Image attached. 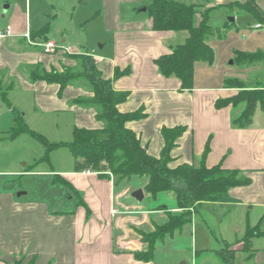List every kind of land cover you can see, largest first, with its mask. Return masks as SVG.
Here are the masks:
<instances>
[{
    "label": "crops",
    "instance_id": "1",
    "mask_svg": "<svg viewBox=\"0 0 264 264\" xmlns=\"http://www.w3.org/2000/svg\"><path fill=\"white\" fill-rule=\"evenodd\" d=\"M143 1L67 0L66 4L73 7L69 19L73 26H52L56 20L53 0H0V28L10 30L9 35L0 38V87L4 86L1 91L5 92H0V105L6 103L12 113L23 106V97L30 98L35 113L50 115V127L60 118L67 122L72 139L76 127L101 129L104 124L96 118L95 109L73 103L79 96L90 95L89 91L68 85L60 94L58 83L31 80L26 70L28 65L41 64L48 71H62L77 65L72 54L86 53L116 90L129 92L118 105L119 111H144L143 118L128 121L127 127L137 134L150 155L161 156L166 142L163 128L183 126L185 131L170 152L171 168L181 164L199 166L209 144L206 166L221 164L227 169H240L250 183L232 187L227 201L204 202L190 223L158 240L152 259L144 261L135 256L137 251L148 249L142 234L166 224L170 213L181 212L172 192L152 196L145 189L148 178L121 179L111 173L103 177L78 168L73 155H67V164L53 166L51 172L25 168L26 174L55 173L72 188L76 200L62 209V202L53 207V201L31 199L26 192L19 195L8 177L22 172L0 167V264H158L155 254L159 253L178 254L174 264L182 260L188 264H217L216 251L224 243L236 250L237 264H264V106L257 105L249 126L237 128L233 120L245 105H215L219 98L238 92L237 88L224 86L226 77L249 80L261 71L259 66H238L231 61L236 51H264V20H256L241 6L247 0L194 3L199 5L195 24L206 8L211 12L226 8L227 16L232 10L238 12L234 21L224 15L219 26H214L221 32L220 37L209 40L215 50L214 62H197L193 89L180 91V79L163 75L156 59L184 43L189 32L152 29L149 13L142 9L150 3L136 6ZM253 1L264 13V0ZM94 6L95 11H90ZM97 20L100 26H85ZM63 30L66 34L60 41L56 36ZM27 31L35 42L52 40L70 46L71 51L47 53L40 44L29 41ZM41 32L46 36L38 35ZM70 33L77 37L70 38ZM117 69L124 73L116 76ZM0 111L1 130L11 126L15 118H4L1 106ZM22 121L33 130L30 122ZM138 189L143 190L142 200L133 196ZM248 225H258L263 233L253 237L249 251H243L241 240Z\"/></svg>",
    "mask_w": 264,
    "mask_h": 264
},
{
    "label": "trees",
    "instance_id": "2",
    "mask_svg": "<svg viewBox=\"0 0 264 264\" xmlns=\"http://www.w3.org/2000/svg\"><path fill=\"white\" fill-rule=\"evenodd\" d=\"M253 3V0H247L241 6L259 20H264V13ZM198 6L179 0H152L146 6L152 29L189 32L184 43L175 45L170 53L156 59V64L163 75H174L180 79V91L193 89L197 62L208 64L214 62L215 50L209 40L221 36L220 29L210 24L211 8H206L201 14L199 23L195 24ZM44 34L41 32L38 35L46 36ZM72 56L77 65L64 67L62 71L56 69L48 71L41 64L28 65L26 70L31 80L58 83L60 94L68 85L80 86L89 91L90 95L79 96L73 100V103L95 109L96 118L104 124L103 127L101 129L76 127L70 142L52 143L42 134L24 125L22 118L14 110V118L18 126L12 130V134L29 132L45 145L44 158H47L51 150L66 145L80 169H90L103 177L111 173L121 179L133 176L148 178L145 189L152 196L160 192H172L181 212L170 213L166 224L156 227L153 232L143 233L142 240L148 244V249L135 253L137 259L149 261L154 255L155 243L182 230L192 221L193 214L204 202L227 201L232 187L246 185L251 179L240 169H227L221 164L206 166L204 159L209 152V144L206 145L199 166L181 164L171 168L170 163L173 158L170 152L177 139L184 133L183 126L163 128L162 134L166 142L161 156L156 158L150 155L137 134L127 127L128 121L143 118L144 111L139 109L135 112H120L118 105L128 98L129 92L116 90L112 80L103 77L92 56L86 53L72 54ZM233 62L238 66L261 68L257 77L247 81L237 77H226L224 86L238 88L239 91L230 97L219 98L215 103L218 108L244 104V109L233 120V125L237 128H245L252 123L257 105L264 106V51H236ZM123 73L117 69L115 75L120 76ZM3 88L4 86L0 87L2 94L5 93L4 90L1 91ZM102 166L105 168L102 169ZM261 233L263 232L258 225H248L242 250L249 251L253 237ZM216 254L220 264H237L236 250L228 243H224ZM14 264H20V262L16 261Z\"/></svg>",
    "mask_w": 264,
    "mask_h": 264
},
{
    "label": "rangeland",
    "instance_id": "3",
    "mask_svg": "<svg viewBox=\"0 0 264 264\" xmlns=\"http://www.w3.org/2000/svg\"><path fill=\"white\" fill-rule=\"evenodd\" d=\"M67 0H53L54 6L52 7V12L55 15V23H52L56 26H73L70 25L69 19L70 15L73 11V7L71 5L66 4ZM188 4H199L200 2H203L204 0H179ZM152 0H144L141 2V4H136V6L139 5H146L148 3H151ZM76 4V3H75ZM82 7H79L80 9ZM90 11H95L97 6H94L93 8L90 7ZM224 11L219 12H211L210 14V24L211 26H219V21L224 18V13L228 11L226 8L223 9ZM238 10H232L229 15H225L226 18L229 20L230 17L235 18ZM246 11H243V14H245ZM245 15H239V18H245L242 17ZM249 16V15H247ZM223 17V18H222ZM78 19V18H77ZM100 20V19H99ZM97 20L95 23H91L90 25L85 24V26H100V21ZM256 20H259L256 18ZM234 25V24H233ZM66 34V32H60L57 34L56 38L58 40H62L63 35ZM70 38L77 37L76 35H73V33L69 34ZM260 73V72H258ZM258 73H254L251 75L249 79H253L254 77H257ZM253 77V78H252ZM242 79V78H240ZM244 81H247L246 79H242ZM238 89V88H237ZM239 91V89H238ZM23 106L18 107V110H16V113L19 117L23 118L26 123L30 122V127L37 131L38 133H42L46 135V137L50 141H70L72 139V129L70 128L69 124L65 121L62 122L61 118L60 120L54 121L53 127H50L48 124V117L50 116L48 113H42V112H34L32 109V102L30 98L23 97ZM2 108V112L4 113V118H11L13 120V117L15 114L11 111H9L8 105L5 103L3 105H0ZM54 116V115H53ZM56 116L53 117L55 119ZM23 122V121H22ZM57 122L58 124H55ZM57 125V126H56ZM18 123L13 121V124L11 126H3V128L0 130V167H6L12 170L21 171V174H16L9 176L8 179L10 180L9 183L13 185V189H18V192H26V196L28 198H42L47 199L48 201H53V207H55L58 203L62 202L61 208L67 209L71 207L76 198L73 193L72 188H69L66 183H64L60 177H58L55 173L48 174V173H42L40 175L38 174H26L23 170L25 168L28 169H34V170H44L47 172L52 171V167L56 166L59 167V165H65L67 164L66 157L72 158V153L69 149V147L63 146L59 147L58 149H55L54 151H50L48 153L47 158H44L46 155V147L43 143L35 139L29 132H23L20 135L15 136L16 138H12V130L14 127H17ZM241 242L244 244V240H241ZM190 255V254H187ZM179 255L174 254H164L159 253L155 254V259L158 262V264H174ZM217 264H220L217 261Z\"/></svg>",
    "mask_w": 264,
    "mask_h": 264
},
{
    "label": "built area",
    "instance_id": "4",
    "mask_svg": "<svg viewBox=\"0 0 264 264\" xmlns=\"http://www.w3.org/2000/svg\"><path fill=\"white\" fill-rule=\"evenodd\" d=\"M257 26L260 27L261 24L259 23V24H257ZM9 34H10V30L9 29L4 30V29L0 28V38L5 37V36H7ZM25 36L29 39V41L31 43H33V44H36V43L40 44L43 47L44 51L47 52V53H54V52H56L58 50H64L66 52H70L71 51L70 46L65 45V44H62V43H58V42H55V41H52V40L46 41V42H42V43L35 42V40L34 39L32 40V38H31L30 31H27V33L25 34ZM0 115H1V111H0ZM86 172L89 173L90 170H86Z\"/></svg>",
    "mask_w": 264,
    "mask_h": 264
},
{
    "label": "water",
    "instance_id": "5",
    "mask_svg": "<svg viewBox=\"0 0 264 264\" xmlns=\"http://www.w3.org/2000/svg\"><path fill=\"white\" fill-rule=\"evenodd\" d=\"M143 10H146V7H143L142 8ZM230 21H234V18L233 17H230L229 18ZM231 63H233V61H231ZM105 166H102V169H104ZM22 193H25V192H19L18 194L21 195ZM133 196L135 198H137L138 200H142L143 197H144V193H143V190L142 189H138L136 190L134 193H133ZM179 264H188L185 260H182Z\"/></svg>",
    "mask_w": 264,
    "mask_h": 264
}]
</instances>
